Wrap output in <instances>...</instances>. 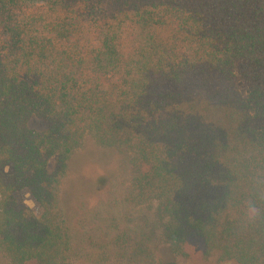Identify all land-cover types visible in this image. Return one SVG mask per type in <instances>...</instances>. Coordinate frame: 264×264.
<instances>
[{
  "label": "trees",
  "instance_id": "1",
  "mask_svg": "<svg viewBox=\"0 0 264 264\" xmlns=\"http://www.w3.org/2000/svg\"><path fill=\"white\" fill-rule=\"evenodd\" d=\"M87 141L118 167L68 208ZM192 237L264 264V0H0V255L158 264Z\"/></svg>",
  "mask_w": 264,
  "mask_h": 264
},
{
  "label": "rangeland",
  "instance_id": "2",
  "mask_svg": "<svg viewBox=\"0 0 264 264\" xmlns=\"http://www.w3.org/2000/svg\"><path fill=\"white\" fill-rule=\"evenodd\" d=\"M241 92L245 95L244 89ZM31 129L41 131L44 124L32 119L29 122ZM53 167V161L50 164ZM118 167V156L114 151H106L96 147L91 141H87L84 147L74 153L69 162L66 180L62 187V198L67 207L74 205L79 195H91L95 200L101 195L99 187L102 180L110 178L115 174ZM23 203L33 212L38 214L35 204L28 195L23 197ZM187 257L174 256L169 247L159 245L156 249V260L158 264H215L214 259L205 260L203 257L204 246L200 239L192 237L186 243ZM0 264H8L6 259L0 255Z\"/></svg>",
  "mask_w": 264,
  "mask_h": 264
},
{
  "label": "clouds",
  "instance_id": "3",
  "mask_svg": "<svg viewBox=\"0 0 264 264\" xmlns=\"http://www.w3.org/2000/svg\"><path fill=\"white\" fill-rule=\"evenodd\" d=\"M261 213H262V209L259 206H257L255 202L250 201L247 205V210L245 214V219L247 223L254 224L257 221V219L260 217Z\"/></svg>",
  "mask_w": 264,
  "mask_h": 264
}]
</instances>
